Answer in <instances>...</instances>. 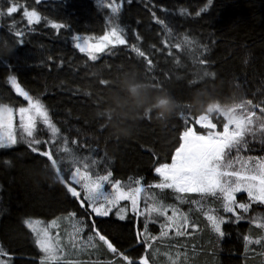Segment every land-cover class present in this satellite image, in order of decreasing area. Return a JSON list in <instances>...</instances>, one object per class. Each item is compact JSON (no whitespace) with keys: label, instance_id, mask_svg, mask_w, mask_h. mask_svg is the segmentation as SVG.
<instances>
[{"label":"trees","instance_id":"1","mask_svg":"<svg viewBox=\"0 0 264 264\" xmlns=\"http://www.w3.org/2000/svg\"><path fill=\"white\" fill-rule=\"evenodd\" d=\"M215 2L212 0L199 16L196 12L205 7L207 0H123L122 4L120 23L126 28L129 45L136 43L145 51L154 65L150 75L157 77L161 88L178 104H191L194 114H199L209 101L225 102L233 95L252 98L255 93L256 100L264 98V0H226L216 11ZM20 3L30 9L36 7L43 16L67 23L69 28L57 33L44 27L42 21L32 26L36 29L34 32H26L23 45L15 46L10 55L3 54L14 67L7 69L0 64V103L14 108L27 106V101L7 82V74L12 71L21 86L48 107L62 132L70 140H77L73 147L78 152L103 157L114 179L128 182L130 177H143L145 182H158L154 167L161 161L170 163L176 130L182 124L180 109L165 120L157 119L155 113L140 119L126 138L111 135L110 128L105 126L107 118L97 116V112L106 107L111 84L103 86L99 80L115 81L132 72L144 80L146 62L132 52L129 45H118L102 53L99 60L89 61L74 48L71 40L70 34L102 35L108 10L98 6L97 0H41L40 5H36L35 0H20ZM5 6L7 0H0V7ZM181 9H185L186 14H181ZM22 12L21 8L13 17L0 20V40H6L12 49L17 37L8 29L13 18L18 21L17 27H27ZM153 12L172 27L174 38L182 40L188 36L194 40L195 54L173 48V55L169 56V49L161 43L164 33L153 20ZM137 34L141 37L139 41ZM199 45H207V52L200 58L209 61L207 67L215 77L190 83L202 67L194 63V55L201 51ZM49 56L53 59L48 60ZM175 59L180 63L176 64ZM213 119L215 122L216 117ZM247 139L248 146L240 153L264 158V143L251 137ZM92 149H96L95 153ZM103 168L101 165L100 169ZM53 177L54 174L44 167L43 158L32 153L26 143L0 149V246L10 254L12 264H39V251L24 224L26 218L50 220L69 210L82 211ZM164 195L168 203L189 210L188 203L176 200L177 195L184 194L165 190ZM242 195L247 198L246 194ZM194 196L187 194L188 198ZM191 207L196 208L195 205ZM208 207L219 208V202L206 204L205 208ZM255 213H264V206L253 204L247 215ZM190 216L198 226L188 229L190 235L158 242L162 252L168 251L174 258L179 253V264H184L185 254L187 264H264V256L260 255L264 249L260 246L252 245L250 249L255 251H245L243 235L249 234L250 229L253 234L257 231L247 219L245 223L226 225L224 237L217 238L200 212L193 211ZM143 219L140 218V223ZM97 223L131 255L142 253L134 243L135 235L129 222L113 217L111 222L98 218ZM153 227L156 228L150 227L149 232L155 230L159 234L160 225ZM96 256L81 260L93 263L111 258L106 253ZM166 260L167 257L160 254L155 264H168Z\"/></svg>","mask_w":264,"mask_h":264},{"label":"snow or ice","instance_id":"2","mask_svg":"<svg viewBox=\"0 0 264 264\" xmlns=\"http://www.w3.org/2000/svg\"><path fill=\"white\" fill-rule=\"evenodd\" d=\"M97 2L98 6L108 10L103 34H70L74 48L93 62L100 59V54L118 45H129L126 28L120 23L123 0ZM211 3L212 0H207L205 7L196 12V15L199 16ZM35 4L40 5L41 0H35ZM21 8L27 27H17L18 21L15 18L11 20L8 30L17 37L13 42V51L15 46L23 45L26 32H34L36 29L32 26L40 25L42 21L44 27H50L57 33L61 29L69 28L67 23L49 19L36 7L30 9L21 4L20 0H7V6L0 7V20L13 17ZM180 12L186 14L185 9ZM152 18L164 33L161 43L169 49V56L173 55V48L189 55L195 54L194 40L188 36H184L182 40L174 38L173 29L165 19L157 17L155 12L152 13ZM136 40H141L138 34ZM8 47L6 40H0V49ZM129 47L146 62L144 81L161 88L157 77L150 75L154 68L153 61L138 44L133 43ZM199 48L201 51L194 55V63L202 67L190 83L215 77V73L207 67L209 61L200 58L207 52V45H199ZM47 59L53 58L49 56ZM174 62L180 63L179 59ZM0 64L7 69L14 67L2 53ZM6 79L12 89L27 101V106L14 108L0 103V149L11 148L19 142L26 143L32 153L43 158L44 167L54 174L82 210L79 213L69 210L49 221L31 217L24 220L39 251V264H88L87 261L79 259V256H90L93 253H106L111 256L110 259L95 264H155L156 257L161 254V244L158 241L190 235L188 229L198 227L190 217L193 211L203 215L207 226L217 238L224 237L223 225L226 223H238L247 219L249 225L254 226L257 231L253 234L250 229L249 234L243 235L245 251H255L250 249L252 245L264 249V213L247 215L253 204L264 206V158L239 155L241 149L248 146L247 137L264 143V98L256 100L253 93L252 98L233 95L225 102L212 100L199 114L192 113L191 104L181 105L182 124L176 130V143L173 145L170 163L161 161L154 167L158 182H145L143 177H130L128 182H122L113 178V172L108 169L103 157L83 155L73 147L77 145V140H70L62 132L53 121L48 107L40 98L25 90L12 71L8 72ZM112 82L108 79L99 80L103 86ZM239 87L237 85V89ZM213 113L216 114L215 122ZM103 115L107 119L111 118L108 112ZM149 117V114L144 116ZM91 151L95 153L96 149ZM101 165H104L103 170L100 169ZM152 189L160 192H151ZM165 190L184 194L177 195L176 200L188 203V212H182L174 204L168 203ZM187 194L195 196L188 198ZM242 194H246L247 198ZM217 202L219 208H205L206 204L215 205ZM193 205L196 206L195 209L191 207ZM113 217L132 225L134 243L142 249V253L131 255L98 226V218L111 222ZM141 217L144 218L142 223ZM157 222L160 225L158 236L149 232V223ZM62 225H65L66 236L61 233ZM85 232L86 236L83 235ZM170 233L173 236L170 237ZM163 255L167 257L169 264H179V253L175 258L168 251H164ZM260 255L264 256V251ZM0 264H12L10 254L3 246H0ZM184 264H187V254Z\"/></svg>","mask_w":264,"mask_h":264},{"label":"clouds","instance_id":"3","mask_svg":"<svg viewBox=\"0 0 264 264\" xmlns=\"http://www.w3.org/2000/svg\"><path fill=\"white\" fill-rule=\"evenodd\" d=\"M12 51L11 47L0 49L4 55H10ZM180 107L166 89L153 87L132 72L112 82L106 107L97 112V116L105 117L103 113H110L111 118L107 119L105 126L116 138H126L132 134L135 123L146 114L155 113L157 119L165 120Z\"/></svg>","mask_w":264,"mask_h":264},{"label":"rangeland","instance_id":"4","mask_svg":"<svg viewBox=\"0 0 264 264\" xmlns=\"http://www.w3.org/2000/svg\"><path fill=\"white\" fill-rule=\"evenodd\" d=\"M216 2H215V11L216 10H219L221 7H222V5L226 2V0H215ZM79 51V50H78ZM101 55V54H100ZM213 117H216V114L215 113H213L212 114V118ZM220 119H222V117L220 118ZM16 123L18 124V119H17V121H16ZM239 155L241 156V157H246L245 155H243V154H241V153H239ZM253 158H258V157H253ZM152 192V191H151ZM155 193H157L156 191H154ZM238 195H241V194H238ZM122 203H126V202H122ZM175 206L176 207H178L182 212H188V209L185 207V209L186 210H183L182 209V207L180 206V205H177V204H175ZM169 214H171V213H169ZM191 215V214H190ZM191 217V216H190ZM33 219H39V220H43V221H49V220H46V219H43V218H41V217H32ZM51 220V219H50ZM238 223H245V220H243V221H240V222H238ZM150 225H153L154 226V224L153 223H149V229H150V227H151V229L152 228H156V227H153V226H150ZM155 225L157 226V225H159V223L157 222V223H155ZM228 226V225H234V223H226L225 225H223V228H225V226ZM64 227H65V225H62V228H61V233H62V235H65L66 236V234H65V232H64ZM68 228H69V230H70V225H68L67 226ZM151 233H154L155 235H159V234H157L156 232H155V230H154V232H153V230H152V232ZM159 242V241H158ZM90 252L92 251V250H89ZM160 251H161V254L163 255V252H162V249H160ZM87 256H89L88 254H84V255H80L79 256V259H82V258H85V257H87ZM90 257H93V258H96L97 256H96V254L95 253H93L92 255H90ZM84 261H86V260H84ZM87 262H89V261H87ZM95 262L96 261H93V263H88V264H95ZM166 262L169 264V262H168V260H166Z\"/></svg>","mask_w":264,"mask_h":264}]
</instances>
